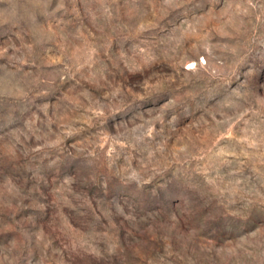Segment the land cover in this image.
<instances>
[{
	"label": "rangeland",
	"instance_id": "obj_1",
	"mask_svg": "<svg viewBox=\"0 0 264 264\" xmlns=\"http://www.w3.org/2000/svg\"><path fill=\"white\" fill-rule=\"evenodd\" d=\"M0 264H264V0H0Z\"/></svg>",
	"mask_w": 264,
	"mask_h": 264
}]
</instances>
